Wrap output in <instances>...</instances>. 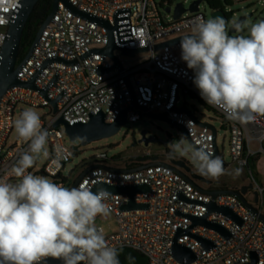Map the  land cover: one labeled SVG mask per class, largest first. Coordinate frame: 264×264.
<instances>
[{"label": "built area", "instance_id": "obj_1", "mask_svg": "<svg viewBox=\"0 0 264 264\" xmlns=\"http://www.w3.org/2000/svg\"><path fill=\"white\" fill-rule=\"evenodd\" d=\"M70 1L91 16L117 26L114 35L120 48L114 55L121 66L116 65L112 55L102 52L110 44L108 27L78 15L61 1L18 74L23 82L36 77L37 88L14 86L0 102V178L16 182L9 171L28 149V143L17 138L10 144L9 140L15 130L17 113L28 105L51 109V120L46 116L40 118L50 133L48 150L51 154L44 173L55 178L63 177L66 164L75 157L73 147L66 140L69 135L65 125H56L60 118L75 125L88 123L94 115L104 113L106 121L113 123L135 103L147 110L131 109L128 123H136L150 112L165 113L169 120L186 127L196 145L205 141L211 146L213 155L216 154L218 129L216 138L214 130L203 124L208 122L200 121L187 106H180L187 95L196 96L205 103L193 84L194 72L181 59L180 42L157 48L190 35L191 21L197 17L207 19L201 10L203 0L198 11L189 10L180 18L175 17L176 9L173 13L169 0ZM21 8L22 0H0V65L10 26ZM125 47L145 50L131 56L124 53ZM56 100L57 111L53 104ZM208 106L228 122L233 159L248 169L253 185L252 197L256 199V194L259 195L257 205L247 200L264 214V182L256 178L251 166L252 159L264 153V117L242 125L229 119L221 109ZM181 108H188L190 112L181 111ZM189 122L192 124L187 126ZM254 142L259 149L253 148ZM57 145L66 148L70 155L53 164ZM147 156L153 154L150 152ZM109 160L107 153L99 154L93 164L96 168L89 171L78 186L87 182L92 191L99 183L116 186L147 184L151 187L150 191L135 197L138 204L148 205V208L124 210L123 206L130 202L129 196L112 193L113 198L108 203L118 219L119 230L105 236L111 246L118 250L135 249L147 257L149 264H249L253 262L254 254L258 256L257 264H264V220L237 195L222 193L214 197L206 194L187 177L161 163L143 170L121 171L131 168H123ZM155 161L165 162L153 157L146 164ZM57 184L65 186L64 182ZM207 189L241 191L212 184ZM212 202L232 209L242 219V224L218 211L209 214ZM205 216L224 226L231 236L203 224L193 227V217ZM180 232L185 233L177 240ZM202 239L212 242L213 247L207 248ZM176 242L192 250L197 259L193 262L180 260L174 252Z\"/></svg>", "mask_w": 264, "mask_h": 264}, {"label": "clouds", "instance_id": "obj_2", "mask_svg": "<svg viewBox=\"0 0 264 264\" xmlns=\"http://www.w3.org/2000/svg\"><path fill=\"white\" fill-rule=\"evenodd\" d=\"M231 26L237 33L247 29V35H229L223 17H197L191 34L181 39V59L194 72L193 84L205 103L246 125L264 117V20ZM14 129L28 149L9 171L16 182L0 178V264H46L48 258L61 264H120L118 249L96 225L97 217L110 216L112 193L93 192L87 182L68 188L28 171L49 156L50 133L35 109L22 111ZM170 147L200 175L218 180L226 174L223 160L205 141L196 147L181 135ZM68 155L57 145L53 164Z\"/></svg>", "mask_w": 264, "mask_h": 264}, {"label": "rangeland", "instance_id": "obj_3", "mask_svg": "<svg viewBox=\"0 0 264 264\" xmlns=\"http://www.w3.org/2000/svg\"><path fill=\"white\" fill-rule=\"evenodd\" d=\"M169 1V6L172 7L174 13L179 4L183 3L187 9H190L191 5L197 0ZM222 1L225 7L224 9L228 14L229 35H247V29H245L243 33H231L230 28L232 27L231 25L233 21L237 22L242 17L247 16L248 18L245 22L251 24L261 21L264 17V0H244L232 3H227L225 0ZM201 10L206 15L207 19L215 18L213 16V13L215 12L214 8L207 1L202 2ZM171 16L169 18H171ZM180 106H187L192 112L195 113L200 121L208 122L218 129V146L220 150L219 157L223 160L224 165L226 164L228 166L226 168V174L221 176L218 180H213V185L215 187H228L230 189L234 188L239 190H241L246 185H250L251 176L248 172V169L242 167L233 159L231 152V131L226 119L214 109L206 105L200 98L193 95H187L184 97L180 103ZM25 108H33L39 113L40 116H46L48 120L52 119L50 107L37 108L28 105ZM19 114L20 112L17 113L16 118L19 117ZM144 130H148V136H155L158 141L151 143L149 146L141 144L139 141L142 138V132ZM181 135L186 138L188 143H191L189 137L182 129L172 125L168 121L145 115L140 121L136 123L125 124L121 131L116 135L94 141L88 145H83L80 139L72 141L71 138L67 136L66 140L68 144L73 147L75 157L71 162L66 164V167L63 170V177L55 178L44 173L45 167L50 158V149L48 150L49 156L39 160L32 168L31 173L34 175L46 176L55 183L64 182L65 187L72 188L76 180L85 170V167L93 165L96 157L99 154L107 153L110 158L109 162L117 164L123 168H127V165L131 163L130 160L138 159V157H142V159H144L150 152L153 154V156H159L161 159L165 160L168 159V152H166L167 147L162 141L170 140V142H174L179 140ZM17 138V134L14 130L9 143H14ZM252 146L254 149H259V145L256 142H254ZM169 148L171 149L170 143ZM173 155L177 159L184 160L189 166L192 167L194 171L198 172L187 157H182L177 153H174ZM236 169L240 170V174L238 176L234 174ZM254 173L259 181L264 182V153L255 162ZM201 185L205 188H209L206 183L201 182ZM246 198L252 204L257 205L255 198H253L251 195V192L246 195ZM96 225L98 228H103L105 236H110L119 230L118 219L112 212L107 218L98 217L96 219Z\"/></svg>", "mask_w": 264, "mask_h": 264}, {"label": "water", "instance_id": "obj_4", "mask_svg": "<svg viewBox=\"0 0 264 264\" xmlns=\"http://www.w3.org/2000/svg\"><path fill=\"white\" fill-rule=\"evenodd\" d=\"M39 1L40 0H22V8H21L20 12L17 14L15 21L10 26L8 39H7V41L3 47V51H2L3 58H2V63L0 65V102H1L2 98L4 97V95L7 93V91L10 90L14 86H27V87H31V88H37V86L35 84L36 77L33 78L29 82H23L18 77V74H19L22 66L26 63V61L32 55L38 41L40 40V38L43 34L44 29L46 28V26L49 24V22L52 20V18L56 14V12L58 10L59 3L61 1L65 2L78 15H81L85 18H89L91 20L98 21L100 24L108 27L109 36H110V44L108 45L107 48L103 49L102 52H105L107 54L112 55L116 60V65L121 66L120 60L114 55L115 50L120 48L118 46L116 40H115V35H114V31H115V29H117V26H112L108 21L102 20L98 17L91 16L90 14L80 10L70 0H54L52 12L50 13V15L48 16L46 21L42 24V26H41L38 34H37V37H36L32 47H31V49L29 50L27 56L24 58V60L20 64H18V59H19L20 49H21V43H22V38H23L25 27H26V24H27V22L31 16V14L33 13L34 9L36 8L37 4L39 3ZM201 2H202V0L195 1L191 5L190 9H187L183 3L179 4L176 8L175 17L180 18L184 13L188 12L189 10L192 12L198 11L199 5L201 4ZM171 10H172L171 7H169L168 11L170 12ZM213 16L214 17H217V16L223 17L225 20H227V15L224 12L216 11L213 13ZM247 18H248L247 16H244L237 22L243 24V23H245ZM262 20H264V17L262 18ZM230 32L236 33V31L232 27L230 28ZM185 36H182V37H179V38L174 39L172 41H168L166 43L158 45L157 48L159 49V48H162L164 46H168V45H172V44L181 42V39L184 38ZM144 50L145 49H143V48H139V49L129 48V47L123 48L124 53L127 55H131V56H134L138 52H141ZM101 71L103 72V69ZM57 102H58V100L54 101V103H53L56 111H57ZM133 108L138 109V110H147L146 107L139 106L137 103H135L134 106L125 109L123 111V113L121 114V116L113 123H108L106 121V117H105L104 113H100L98 115H94L92 120L88 123H77L75 125H70L68 122H66L64 120V118H60L59 121L56 123V125L60 126V125L64 124L66 127V130H67V133H68V135L72 141L80 139V141L82 142L83 145H88L94 141H97V140H100L103 138H109V137H112V136L116 135L117 133H119L121 131L122 127L128 123V114H129L130 110ZM180 110L190 112V110L188 108H181ZM148 115L151 117L157 118V119H162V120L168 121L172 125L182 129L187 134V136L189 137L191 143L193 145H195L196 147H199L198 145L195 144V142L192 140V138L188 134L186 127L181 125V124H178L176 122L169 120L165 113H152V112H150V113H148ZM203 124L210 126L214 130L216 138H217L216 127L210 123H203ZM157 140L158 139L155 136L148 137V130H144L142 132V138L139 142L145 143L146 146H149L151 143L157 142ZM164 142L166 145H169L170 140H167ZM216 142H217V140H216ZM219 155H220V150L217 146L216 154H214V156L219 157ZM142 160L146 161L147 159L144 158ZM160 163L164 164V165L171 166L175 171H177V172L181 173L182 175H184L185 177H187L192 183H194L199 189H201L206 194L213 195L214 197H217L219 194H222V193H230V194L237 195L249 208H251L256 213H259L261 218L264 220V214L260 213V211L257 210L245 197V195L248 193L249 189L253 188L252 184L244 186L241 189V191L207 189V188L203 187L202 185H200V183H198V180L203 182V183H206L208 185H211L213 183V180L208 179L205 176L200 175L198 172L194 171L192 169V167L189 166L188 163H186L182 159L173 158V159H171L170 162L155 161L152 163L143 164L142 166H139L136 168L124 169L121 171L143 170V169H146L147 167H150L152 165H157ZM96 166L97 165H91V166L87 167L83 171V173L79 176V178L76 180L73 187H77L79 185V183L81 182V180L85 177V175L89 171H91L92 169L96 168ZM99 188H104L107 191H109L110 193L128 195L130 198V202L123 206L124 210L148 208V205L138 204L135 201L136 194L141 193V192H148L151 190V187L147 184H137V185H130V186H116V185H110L107 183H99L96 185L93 192L97 191V189H99ZM255 200H256V202L259 201V195L258 194H256ZM213 211H218V212H221L227 216H230L241 224L243 222L242 219L229 207L219 206L215 202H212L210 204L209 214ZM207 216L202 217V218L193 217V220H194L193 227L198 225V224H203V225H206L208 227L215 228V229L219 230L220 232H222L227 237L231 236L230 232L224 226H222L216 222L209 221L207 219ZM184 233L185 232H180V234L177 237V240ZM202 241H203L204 245L207 246V248L213 247V243L210 242L209 240L202 239ZM174 252H175V255L182 261L187 260V262H193L194 260L197 259L196 254L192 250H190L189 248H187L183 245L178 244L177 242L175 243V246H174ZM257 263H258V256H257V254H254V260H253V262H251L249 264H257ZM46 264H61V262L58 260H53L51 258H48L46 261Z\"/></svg>", "mask_w": 264, "mask_h": 264}, {"label": "trees", "instance_id": "obj_5", "mask_svg": "<svg viewBox=\"0 0 264 264\" xmlns=\"http://www.w3.org/2000/svg\"><path fill=\"white\" fill-rule=\"evenodd\" d=\"M203 1H207L213 8L214 11H218V12H224L227 15V20H228V14L225 11V7L223 4L222 0H203ZM227 3H232V0H225ZM53 2L54 0H40L39 3L37 4L36 8L34 9L33 13L31 14L25 30H24V34H23V38H22V43H21V49H20V55H19V59H18V64H20L24 58L27 56L30 48L32 47L37 34L42 26V24L46 21V19L48 18V16L50 15V13L52 12L53 9ZM166 152L168 159H165L163 161L168 162L171 161V159L176 158L173 154L174 152L167 147L166 148ZM153 157H157L158 160L161 159L159 156H152V157H148L146 156L145 158L147 159L146 161H151ZM120 158V157H118ZM260 158L259 157H255L252 159L251 161V166L253 168H255V162ZM130 164L127 165L128 168H136L139 166H142V157H138V159H132L130 160ZM225 169L227 168L228 165H224ZM87 168V166L85 167V169ZM119 251V261L120 263L123 261H129V262H139L141 261L144 264H149V261L147 259V257L142 254L141 252L132 249V248H121L118 250Z\"/></svg>", "mask_w": 264, "mask_h": 264}, {"label": "flooded vegetation", "instance_id": "obj_6", "mask_svg": "<svg viewBox=\"0 0 264 264\" xmlns=\"http://www.w3.org/2000/svg\"><path fill=\"white\" fill-rule=\"evenodd\" d=\"M148 137H149V136H148ZM157 141H158V140H157ZM162 142L165 144L164 141H162ZM141 144H145V143H141ZM145 145H146V144H145ZM165 146H166V147H169V145H166V144H165ZM146 162H147V161H143L144 164H146ZM168 162H170V161H168ZM198 182L201 183V181H199V180H198ZM202 183H203V182H202ZM207 185H208V184H207ZM212 185H213V183H212ZM208 186H211V185H208ZM251 190L253 191V188H252V189H249L248 193H249V192H252ZM248 193H247V194H248ZM120 264H144V263H142L141 261L139 262V260H138V262H136V261H134V262L123 261V262H121Z\"/></svg>", "mask_w": 264, "mask_h": 264}]
</instances>
